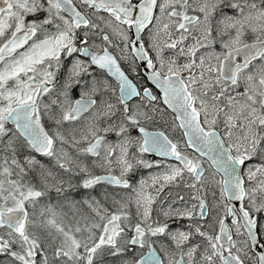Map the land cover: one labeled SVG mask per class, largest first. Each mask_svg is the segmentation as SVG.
<instances>
[{
    "label": "snow or ice",
    "instance_id": "obj_1",
    "mask_svg": "<svg viewBox=\"0 0 264 264\" xmlns=\"http://www.w3.org/2000/svg\"><path fill=\"white\" fill-rule=\"evenodd\" d=\"M0 5V264H264V0Z\"/></svg>",
    "mask_w": 264,
    "mask_h": 264
},
{
    "label": "rangeland",
    "instance_id": "obj_2",
    "mask_svg": "<svg viewBox=\"0 0 264 264\" xmlns=\"http://www.w3.org/2000/svg\"><path fill=\"white\" fill-rule=\"evenodd\" d=\"M164 120L167 121V123H164V121H161V123L155 127H152V128H165L166 130H168V133L172 136V138L174 140H181L182 141V136H181V132L179 131V129H174L172 126H171V116L170 115H166L164 117ZM147 159V158H146ZM149 160V159H148ZM151 161V160H150ZM152 162H156V161H152ZM143 173H141V177L140 178H147L148 176H150L151 174L153 173H158V172H162L163 169L161 171H159V169H156V167L154 168H151V169H145V168H140ZM139 178V179H140ZM103 186H99L96 190L97 194L100 192V189L102 188ZM182 191H184L185 193H188L190 192L191 190L190 189H180ZM167 191V189H166ZM107 207H109L110 210H114L113 206L111 204H108Z\"/></svg>",
    "mask_w": 264,
    "mask_h": 264
},
{
    "label": "flooded vegetation",
    "instance_id": "obj_3",
    "mask_svg": "<svg viewBox=\"0 0 264 264\" xmlns=\"http://www.w3.org/2000/svg\"><path fill=\"white\" fill-rule=\"evenodd\" d=\"M132 79L138 84V86H139L141 89H142L143 87H145V86H147V87H152V85H151L150 83H148L146 80L137 79L136 77H132ZM154 91H156L157 94L160 95V93H159L158 90L154 89ZM149 130H150V131H161V130H163V131L166 132L167 135H169V137H170L171 139H173L172 136L168 133V130H166V129L163 128V127H162V128H152V127H150ZM179 131H180V130H179ZM173 140H174V139H173ZM189 151H190V150H189ZM146 158L149 159V160H151V161L154 160V161H156V162L161 160V159H159V158H156V157H153V156H149V155H147ZM156 169H159V171H161V170L163 169V164H161V167H160V168H156ZM141 173H143V171H142L141 169H138V170L135 172V174L131 177V179L133 180V182L137 181V180L141 177ZM227 222L230 223V218H229V220H228Z\"/></svg>",
    "mask_w": 264,
    "mask_h": 264
},
{
    "label": "water",
    "instance_id": "obj_4",
    "mask_svg": "<svg viewBox=\"0 0 264 264\" xmlns=\"http://www.w3.org/2000/svg\"><path fill=\"white\" fill-rule=\"evenodd\" d=\"M0 6H2V5H0ZM170 111V110H169ZM181 132V131H180ZM149 156H153V157H156V158H159V159H161L160 157H158L157 155H155V154H148ZM170 159V158H169Z\"/></svg>",
    "mask_w": 264,
    "mask_h": 264
}]
</instances>
